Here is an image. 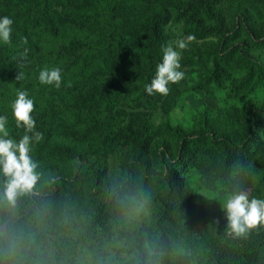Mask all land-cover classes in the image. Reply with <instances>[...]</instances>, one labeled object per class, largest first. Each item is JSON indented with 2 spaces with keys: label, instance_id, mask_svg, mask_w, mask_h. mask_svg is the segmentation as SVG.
I'll return each instance as SVG.
<instances>
[{
  "label": "rangeland",
  "instance_id": "rangeland-1",
  "mask_svg": "<svg viewBox=\"0 0 264 264\" xmlns=\"http://www.w3.org/2000/svg\"><path fill=\"white\" fill-rule=\"evenodd\" d=\"M107 1L119 0H0V17L13 21L10 42H0V57L27 49L25 57L33 59L27 35L40 41L43 52L57 49L61 41L80 43L77 51L43 67L61 70L59 88L41 84L40 72L19 68L7 83L0 79V95L7 96L0 98V115L8 124L17 126L11 110L17 90L28 92L36 112L53 114L51 138L38 141L52 147L50 157L38 160V179L27 192L47 190L54 178L73 174L82 163L100 168L102 183L113 186L123 183L131 165L143 189L153 187V176L169 173L181 200L164 224L165 237L144 243L142 251L150 256L146 264H203L191 255L198 243L213 248L217 258L232 246L243 254L240 264H264V224L236 235L227 227L224 209L234 193L264 200V0H126L104 18ZM156 17L166 46L181 54L184 73L169 83L166 95L145 91L162 62L150 41ZM108 34L121 36L126 49L113 50L108 61L104 53L88 58L83 40L104 44ZM189 34L194 39L177 49L176 42ZM78 101L86 102L75 107ZM251 114H256L254 123ZM245 138L246 147L226 150L227 164L216 161L213 142L222 148ZM6 180L0 175L2 189ZM162 187L161 194L171 186ZM62 198L45 208L51 211ZM153 202L150 191L131 194L111 212L115 226L78 247L70 244L80 236L85 218L68 209L47 249L36 254L37 264L132 263L138 253L130 231L136 224L153 231ZM16 211L14 202L0 196V224ZM41 221L37 216L28 228ZM2 230V237L9 238ZM223 255L218 264H233Z\"/></svg>",
  "mask_w": 264,
  "mask_h": 264
},
{
  "label": "trees",
  "instance_id": "trees-1",
  "mask_svg": "<svg viewBox=\"0 0 264 264\" xmlns=\"http://www.w3.org/2000/svg\"><path fill=\"white\" fill-rule=\"evenodd\" d=\"M125 1H107L106 3L109 6L103 7L105 9L104 18L113 10L128 3ZM38 4L37 1H33V5L36 6ZM48 7V2L43 3L42 9L44 12L47 11ZM157 18L153 20L151 25L150 41L154 47L156 59L160 60L163 56L162 48L167 45L168 38L161 31L156 21ZM26 40L33 48L34 58H26L18 52L0 57V79L2 83H7L13 77L11 72L15 68L27 70L34 74L39 73L46 64H51L61 59L65 52L73 53L77 51V48L80 46L79 42L70 43L61 41L57 49L43 52L38 39H32L30 35H27ZM83 41L85 53L91 59H96L101 53H104L105 60L108 61L110 53L113 50L123 51L126 49L123 38L115 34L105 36L104 44H94L89 39H84ZM210 77L209 75L208 81H212ZM6 97V94L0 95L1 99H6ZM85 102L78 101L74 106L81 107ZM30 115L35 121L34 126L37 127L34 131H42L40 132L42 137H49L50 139L54 132L51 129L53 122L51 115L53 114L50 115L43 111L36 112L33 109ZM250 117V123H254L256 114H251ZM6 126L9 136L16 140L25 134V129L12 126L8 123H6ZM27 134L31 136L32 133L28 132ZM248 142L247 138L237 144L226 142L222 148H218L217 143L213 142L214 147L212 151L215 154L216 161L227 164L230 160V155L226 150L228 148L234 149L235 147L236 149L244 148L248 145ZM34 144H36V147L33 149L34 152L32 150L33 160L38 163V160L46 156L52 147L49 144L46 145V142H35ZM146 148L147 141H144L141 149L142 155L145 153ZM47 156L50 157L49 155ZM65 174L67 175L54 178L47 190L23 192L20 193L22 195L16 196L14 200L17 207L15 215H12L7 221L0 224V264H37L38 256L36 254L38 251L47 249V241H50L55 236L57 228L62 223L61 219L64 218L68 209H74L73 215L77 218L79 215L83 216V219L85 218L80 236L75 238L70 245L78 247L87 244L89 238L101 229L115 226L110 224L109 216L111 212L116 211V204L120 202L124 204L131 194L137 195L142 191H150L153 195V203L155 204V213L157 215L153 231H149L139 224H136L133 230L130 231V235L136 236L135 245L138 253L135 256V260L130 264H146L150 256L142 251L144 243L157 242L165 237L164 224L168 221L174 206L177 205L175 203L181 200L179 198L180 189L178 188L174 191L175 178L170 179L169 173L165 177L153 176L154 179L150 181V185L153 187L143 189V184L135 180L133 165L126 170L124 181L118 186L102 183L100 168L91 163H82L73 174ZM169 181H171V184H169ZM164 183H167L171 187L161 194L159 192L163 191L162 186ZM1 190L3 189L0 187ZM61 198L62 202L59 206L54 207L51 211L45 208V205L55 203ZM37 216L42 217V221L35 223V228H28L30 222L36 220ZM2 229L9 232V238L4 239L2 237ZM191 255L198 263L218 264L217 259L223 254L218 255L219 257L217 258L213 248L198 243L197 246L193 247ZM226 255L222 257H226L233 264H240L243 260V254L236 247L231 246ZM159 262L169 264L163 260H159Z\"/></svg>",
  "mask_w": 264,
  "mask_h": 264
},
{
  "label": "clouds",
  "instance_id": "clouds-1",
  "mask_svg": "<svg viewBox=\"0 0 264 264\" xmlns=\"http://www.w3.org/2000/svg\"><path fill=\"white\" fill-rule=\"evenodd\" d=\"M13 21L7 16L0 17V42H10ZM194 37L189 34L176 42L177 49H185L187 42ZM162 62L156 65L155 75L150 84L145 85V91L151 95L154 91L162 95L168 93L169 83H175L183 78L180 71V52L172 46L162 48ZM27 49L22 56H26ZM22 78L19 72L17 79ZM41 84L61 86V70L59 68L42 69L38 77ZM70 86V82L66 83ZM34 101L26 90H17L16 98L11 104L12 115L17 127L21 124L25 128V134L18 140L9 136L6 130L7 117L0 115V175L7 177L0 196L9 203H13L19 193L32 189L38 179V173L34 172L37 162L32 158L33 144L42 138L39 131H34L35 121L30 115L33 112ZM31 132V136L27 133ZM227 218V227L236 235L245 233L249 228L258 223L264 224V200L253 198L249 200L243 193H234L224 205Z\"/></svg>",
  "mask_w": 264,
  "mask_h": 264
}]
</instances>
